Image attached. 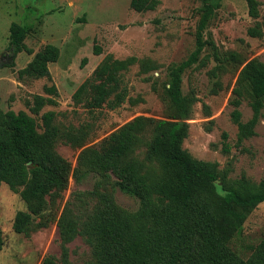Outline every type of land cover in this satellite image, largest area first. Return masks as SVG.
Listing matches in <instances>:
<instances>
[{"label": "trees", "instance_id": "16d2710c", "mask_svg": "<svg viewBox=\"0 0 264 264\" xmlns=\"http://www.w3.org/2000/svg\"><path fill=\"white\" fill-rule=\"evenodd\" d=\"M255 23L248 28L252 37L264 36V17L260 19L259 0H244ZM159 0H131L138 12L155 10ZM201 17L196 32L195 49L189 56L168 70L166 95L174 109L169 119L137 116L105 138L99 147H84L87 131L62 132L55 124V112L42 115L43 131L35 117L26 111L9 110L0 116V188L3 183L20 194L27 209L19 211L14 230L29 234L48 225L43 216L50 204L63 198L71 175L81 183L89 174L97 175L89 191H76L58 220L61 237L59 257L47 255L41 264H71L69 244L81 236L90 248L85 264H264V239L247 258L230 246L235 233L242 230L248 213L264 202V180L255 183L247 178L230 182L216 162L195 158L183 147L189 134V123L195 97L183 90V75L192 66H206L212 49L217 65L210 70L214 77L226 69L229 62H239L241 68L233 89L231 117L238 126V144L257 134L256 127L264 108V62L243 61L236 52L220 53L206 30L219 3L202 0ZM30 27L13 22L10 26L9 49L15 57L21 51L33 53L25 40ZM94 53L102 48L95 45ZM61 50L47 44L19 70L20 78L51 77L50 63L58 61ZM87 59L84 60L86 62ZM135 57L115 59L108 55L98 65L92 78L84 82L73 97L92 109L104 104L116 108L124 95L109 99L121 82V72L136 63ZM14 65V62L10 63ZM141 71L154 69L149 60L140 61ZM215 82L214 90L221 88ZM46 91L58 95L55 85ZM250 100L253 116L243 120L241 110ZM52 97L36 94L30 109L39 114ZM210 115V111H207ZM65 138L74 147H84L77 166L64 158L56 148ZM223 151L229 153L228 134H223ZM31 162V164H29ZM137 198L140 207L128 211L118 204L116 191ZM5 244L0 228V251Z\"/></svg>", "mask_w": 264, "mask_h": 264}, {"label": "rangeland", "instance_id": "374dc122", "mask_svg": "<svg viewBox=\"0 0 264 264\" xmlns=\"http://www.w3.org/2000/svg\"><path fill=\"white\" fill-rule=\"evenodd\" d=\"M155 10L138 12L131 8V0H0V116L9 110L26 111L44 128L42 115L54 111L55 124L62 132L87 131L84 147H99L102 141L137 116L169 119L174 109L166 95L169 68L183 60L195 49L196 32L201 17L202 0H159ZM219 6L210 20L206 37L212 39L220 53L236 52L243 61L258 59L264 62V36L252 37L248 28L255 23L244 0H217ZM260 13L264 17V0ZM13 22L30 27L25 43L33 50L19 52L15 57L9 49L10 26ZM47 44L61 50L58 61L50 63L51 77L20 78L34 54ZM95 45L102 53H94ZM108 55L115 59L135 57L137 62L121 72V82L109 99L122 93L124 101L116 108L107 103L92 109L85 103L86 96L76 102L73 95L92 78L95 69ZM206 66H192L183 75V90L195 97L189 123V134L183 142L195 158L216 162L219 171L233 182L247 178L260 183L264 180V108L256 127L257 134L238 144V126L231 117L230 101L242 64L229 62L226 69L214 77L210 70L217 65L211 47ZM86 62H84V60ZM149 60L154 69L141 71L140 61ZM14 62V65L10 63ZM221 82L216 92L215 82ZM55 85L58 95L46 91ZM36 94L52 97L56 104H46L39 114L30 109ZM210 111V115L207 111ZM241 110L243 120L253 116L250 100L245 99ZM228 134L229 153L223 151V134ZM84 147H74L65 138L58 140L57 151L77 166ZM97 175L89 174L81 183L71 175L63 198L52 203L43 216L48 225L29 234L18 233L13 224L16 214L27 206L19 193L3 183L0 188V228L5 244L0 251V264H41L47 255L59 257L61 237L58 220L76 191L92 190ZM119 205L136 211L140 201L120 190L116 191ZM264 239V202L248 213L242 230L230 240L231 248L247 258ZM71 264H85L90 259V248L81 236L69 245Z\"/></svg>", "mask_w": 264, "mask_h": 264}, {"label": "water", "instance_id": "95a60500", "mask_svg": "<svg viewBox=\"0 0 264 264\" xmlns=\"http://www.w3.org/2000/svg\"><path fill=\"white\" fill-rule=\"evenodd\" d=\"M3 64H4V62L0 61V67H1ZM29 164H31V162H30Z\"/></svg>", "mask_w": 264, "mask_h": 264}]
</instances>
